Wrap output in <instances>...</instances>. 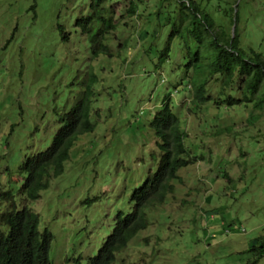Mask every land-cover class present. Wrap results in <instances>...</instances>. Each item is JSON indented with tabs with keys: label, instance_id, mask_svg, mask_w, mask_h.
<instances>
[{
	"label": "rangeland",
	"instance_id": "obj_1",
	"mask_svg": "<svg viewBox=\"0 0 264 264\" xmlns=\"http://www.w3.org/2000/svg\"><path fill=\"white\" fill-rule=\"evenodd\" d=\"M129 1H104L117 25L102 40L109 53L94 56L75 22L95 0H0V182L17 193L20 183L7 173L18 177L22 160L50 144L63 112L88 99L93 130L75 135L62 173L27 205L53 235V264H87L156 168L150 122L170 95L194 160L165 202L147 208L148 226L113 264H264L263 106L192 104L180 46L162 55L175 20L170 5L131 0L136 13L128 17ZM217 3L202 0L216 23L237 29L242 48L264 58L263 1ZM222 7H233L232 19L237 13L231 27Z\"/></svg>",
	"mask_w": 264,
	"mask_h": 264
},
{
	"label": "trees",
	"instance_id": "obj_2",
	"mask_svg": "<svg viewBox=\"0 0 264 264\" xmlns=\"http://www.w3.org/2000/svg\"><path fill=\"white\" fill-rule=\"evenodd\" d=\"M104 1L90 3L88 15L79 17L75 22L88 36L94 56L101 52L109 53L102 40L117 25L113 15H106L110 7ZM216 1L217 7L221 6L220 0ZM166 2L170 5L168 12H173L175 20L162 55L168 57L172 49L178 50L180 46L182 57L186 58L183 64L185 68H190L184 77L191 83V103L196 106L211 103L216 108H227L253 102L254 106H263L264 109L262 54L253 48H242L237 29L233 33L216 23L202 0H173L172 7L171 0H159L160 6L167 7ZM221 10L225 16H230V27L236 23L235 9L234 19L231 17L233 7H222ZM125 12L128 17L133 16L136 13L135 3L130 0ZM57 29L67 40L64 27L58 24ZM211 82L216 84V95L210 91ZM171 106L170 95L164 96L150 122L157 138L155 170L131 192V210L126 214L120 211L116 214L110 233L96 254L87 259V264H113L116 253L122 251L138 231L148 226L147 208L162 205L167 195L174 192V182L181 181L179 170L193 162V155L185 144L188 133L180 125ZM88 111L89 101L86 98L73 104L60 116L61 124L50 144L22 160L18 166V177L13 179V175L7 173L10 180L20 183L17 193L0 182V207L5 205L0 212V264H53L49 257L53 235L47 228H39L38 214L27 205L40 197L52 178L62 173L75 135L93 130L94 124L88 118ZM225 178L230 181L227 174ZM259 239L264 251V236ZM73 264L82 263L78 258Z\"/></svg>",
	"mask_w": 264,
	"mask_h": 264
}]
</instances>
